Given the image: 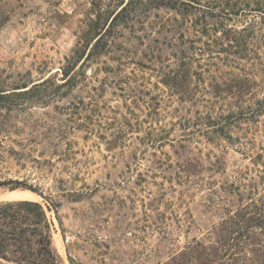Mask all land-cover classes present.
Here are the masks:
<instances>
[{
  "label": "rangeland",
  "instance_id": "rangeland-1",
  "mask_svg": "<svg viewBox=\"0 0 264 264\" xmlns=\"http://www.w3.org/2000/svg\"><path fill=\"white\" fill-rule=\"evenodd\" d=\"M178 1L193 8L126 13L109 28L103 52L86 59L109 12L129 0H0V175L42 187L45 197L17 190L45 207L61 264H71L70 255L79 264L264 258L260 229L246 248L230 249L232 258L209 249L244 231L242 218L231 217L264 196V115L236 122L232 138L203 122L209 99L215 111L240 104L203 97L215 77L251 73L256 98L246 104L264 96V40L252 39L244 58L218 53L217 45L209 51L216 32L206 35L198 24L204 13L215 23L220 10L247 3L264 9V0ZM252 22L263 34L262 12L225 20L238 29ZM185 58L197 89L186 102L165 82L185 73ZM69 62L77 64L73 87L62 86ZM12 191L1 189L0 202L20 200ZM74 192L84 196L73 201Z\"/></svg>",
  "mask_w": 264,
  "mask_h": 264
},
{
  "label": "trees",
  "instance_id": "trees-1",
  "mask_svg": "<svg viewBox=\"0 0 264 264\" xmlns=\"http://www.w3.org/2000/svg\"><path fill=\"white\" fill-rule=\"evenodd\" d=\"M123 4H119L122 6L120 10L109 12L112 19L109 27L107 29L100 27L99 31L95 33V42L92 43L91 40L87 43V48L90 45L92 46L86 59L103 52V49L107 45V40L104 42V39H106L105 37L108 34L109 28L126 13L136 10L146 11L147 9L157 8L159 6L177 9L182 4L185 5V13L189 12L190 7L193 8L191 3H179L178 0H129L125 5ZM245 11L248 13H264V9H261V7L253 8L247 3L237 10H220L222 15H220L219 21L215 23H208L206 13L202 15L204 19L198 22V24H203L202 32L206 35L211 31L216 32L213 34L214 38L211 40L213 45L210 46L209 43V51H214L216 49L214 45H217L221 48L220 50H216L218 53L226 52L228 54H237L240 55V58H244L243 55L249 53L251 50L249 46L252 44V39L255 44H259L260 41L264 40V33H260L261 31L255 24L256 22H252L249 26L242 27L241 29L225 23L226 15H239ZM124 17L126 18V15ZM218 28L222 29L218 30ZM218 32H221L220 36L217 35ZM192 65V61H187L185 58V73L180 74L176 72L173 75H168L165 81L166 84L173 86L174 92L181 97L182 101L185 100V102L195 98L197 94V89L193 86L195 71ZM76 67V63L69 62V65L64 71L65 82L62 86L73 87L75 85L76 75H74V72ZM227 74L229 75H221V79L215 77L211 85L206 89L204 88L203 97L205 98L207 95H211L213 98L233 97L237 98L240 104L236 109L229 108L222 111H215V107H211L213 101L209 99L207 102L210 103V109L203 117V122L212 132L223 133L225 136L232 138L231 130L236 122L240 120L255 121V119L257 120L258 117L264 115V96L255 99L252 104H246L247 100H252L255 97L252 96L255 94L253 88L257 84V80L253 77L254 75L235 71ZM248 96H250V99ZM20 188L33 190L45 197L42 187L38 185L30 184L26 180L5 178L0 175V190H17ZM83 196L84 193L79 192L69 194V197L73 201H78ZM258 201L251 204H244L235 212V218L231 217V219L242 218V221L246 225L239 224L237 227L240 229L244 227L245 230H241L242 232L237 230L236 232L239 235H236V237L232 235L229 238H225V241L222 243L218 241L215 248H209L211 253L219 256V259H223L225 256H229V251L234 246L242 249L246 248L249 241L257 234L258 229H260L261 234H264V196L259 198ZM51 204L56 210L61 205L55 201H51ZM230 221L233 223L232 220ZM52 230L53 223L40 201L29 199L1 201L0 264H3V261L13 264H61V259L53 246ZM236 232L233 230L231 233L234 234ZM258 244L260 246L259 251H261L262 257H264V241ZM225 248L227 249L225 250ZM215 256L213 255V257ZM229 258L232 257L229 256ZM263 259L247 258V260L252 261V264H264ZM70 262L71 264H79L71 255Z\"/></svg>",
  "mask_w": 264,
  "mask_h": 264
},
{
  "label": "bare ground",
  "instance_id": "bare-ground-1",
  "mask_svg": "<svg viewBox=\"0 0 264 264\" xmlns=\"http://www.w3.org/2000/svg\"><path fill=\"white\" fill-rule=\"evenodd\" d=\"M13 194V199H35V194L31 191L16 190L11 192Z\"/></svg>",
  "mask_w": 264,
  "mask_h": 264
}]
</instances>
